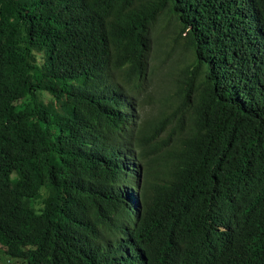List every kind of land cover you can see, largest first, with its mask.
Returning a JSON list of instances; mask_svg holds the SVG:
<instances>
[{
	"label": "trees",
	"instance_id": "16d2710c",
	"mask_svg": "<svg viewBox=\"0 0 264 264\" xmlns=\"http://www.w3.org/2000/svg\"><path fill=\"white\" fill-rule=\"evenodd\" d=\"M0 264H264V0H0Z\"/></svg>",
	"mask_w": 264,
	"mask_h": 264
},
{
	"label": "rangeland",
	"instance_id": "374dc122",
	"mask_svg": "<svg viewBox=\"0 0 264 264\" xmlns=\"http://www.w3.org/2000/svg\"><path fill=\"white\" fill-rule=\"evenodd\" d=\"M179 50L180 48L179 49L176 48L175 53L171 56H168V54L163 55L164 64L159 65V68L156 67V70H154V72L150 74L149 79L146 81V83L143 86L141 97H143V95L146 96V94H149L152 97H157V98L161 96L162 90L164 89L163 87L164 82L161 79V70L163 71L165 68V65L170 64L171 60H173L174 58H177L178 56L183 55V54H179ZM150 64L151 66L159 64L157 56L154 53H152L150 56ZM143 105H144V109L146 110L149 109V105L147 104H143Z\"/></svg>",
	"mask_w": 264,
	"mask_h": 264
},
{
	"label": "bare ground",
	"instance_id": "6f19581e",
	"mask_svg": "<svg viewBox=\"0 0 264 264\" xmlns=\"http://www.w3.org/2000/svg\"><path fill=\"white\" fill-rule=\"evenodd\" d=\"M107 191H108V189H107Z\"/></svg>",
	"mask_w": 264,
	"mask_h": 264
}]
</instances>
